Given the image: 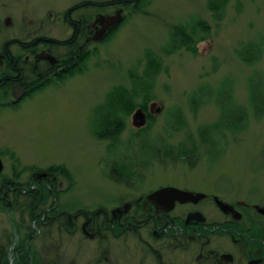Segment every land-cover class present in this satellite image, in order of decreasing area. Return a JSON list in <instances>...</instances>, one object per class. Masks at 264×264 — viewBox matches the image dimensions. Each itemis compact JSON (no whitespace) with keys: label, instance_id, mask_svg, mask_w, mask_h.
I'll return each mask as SVG.
<instances>
[{"label":"rangeland","instance_id":"obj_1","mask_svg":"<svg viewBox=\"0 0 264 264\" xmlns=\"http://www.w3.org/2000/svg\"><path fill=\"white\" fill-rule=\"evenodd\" d=\"M81 1L0 0V8L11 18L4 33L11 37L32 32L48 12L55 15ZM210 1L142 0L138 8L127 9L111 39L89 46V52L97 53L85 62L81 74L66 75L44 87L18 114L0 121V145H4L0 177L23 185L34 174L62 166L74 184L66 190L69 179L52 173L62 193L50 198L45 209L60 207V213L71 216L92 212L108 206L117 194L105 169L112 162L122 163L129 149L130 154L136 153L133 168L141 169L137 178L144 179L141 187L146 192L177 182L264 208V0H228L219 12L209 8ZM56 29L48 34L58 36ZM148 55L156 59V74L148 71ZM244 56L253 63L242 60ZM131 74L150 82L155 121L142 131L132 126V115L124 117L125 129L116 141L100 140L92 129L98 119L95 110L114 87L134 88ZM252 90L260 96L257 107L250 102ZM141 102L137 98L136 106ZM192 102L199 106L193 108ZM221 107L229 115L242 110L246 118L231 129L218 127ZM177 112L183 126L176 124L175 117L171 121ZM173 121L175 126H170ZM207 128L214 132L211 140L202 136ZM142 137L150 144L162 140L176 153L181 145L192 148L193 155H157L145 163L137 150L145 143ZM13 196H7L8 202ZM6 202H0V246L8 249L10 261L13 248L24 240L25 249L39 252L48 261L53 258L49 249L59 247L56 253L62 264H101L97 242L80 231V220L77 231L66 227L61 235L51 226L44 244L38 221L31 224V240L26 239L27 231H18V223L26 228L28 219L22 222L23 216ZM118 254L122 264L138 263L131 247L119 248Z\"/></svg>","mask_w":264,"mask_h":264},{"label":"flooded vegetation","instance_id":"obj_2","mask_svg":"<svg viewBox=\"0 0 264 264\" xmlns=\"http://www.w3.org/2000/svg\"><path fill=\"white\" fill-rule=\"evenodd\" d=\"M138 2L115 0L106 4L82 0L58 14L48 12L32 32L11 37L4 33L11 18L4 14V7L0 8V121L18 114L44 87L71 75L73 68L87 58L89 46L104 42L113 29L99 43L91 41L98 27L93 25L97 17L121 10L123 21L126 10L135 8ZM54 26L59 30L56 37L48 34ZM148 104L143 110L146 126L155 121H151L154 105ZM0 148L4 152V145ZM191 149L177 148L178 153L186 152L185 157L193 155ZM162 150L172 151L168 157L178 154L173 148ZM159 153L163 155L161 150ZM119 165L120 162H112L105 169L107 179L118 191L108 206L72 216L63 213L67 228L77 231L80 220V231L97 242L101 264H122L118 253L123 246L134 250L137 264H264V215L258 212L257 205L227 200L177 182L159 184L146 192L141 187L144 179L137 178L141 169L124 164L125 174ZM49 181L55 184L56 177L47 172L34 174L23 185L0 177V202L8 201L10 193L20 191L25 195ZM165 188L202 194L203 198L184 201L175 191L152 198ZM57 217L58 214L53 215Z\"/></svg>","mask_w":264,"mask_h":264},{"label":"trees","instance_id":"obj_3","mask_svg":"<svg viewBox=\"0 0 264 264\" xmlns=\"http://www.w3.org/2000/svg\"><path fill=\"white\" fill-rule=\"evenodd\" d=\"M142 0H139V2L137 3L136 7H139V4ZM228 0H219V1H210V9L212 8L213 11H221V9H223L226 5ZM141 5V4H140ZM135 7V9H136ZM122 26V23L116 28L113 29L111 33H109L104 41H108L109 39H111L115 33L117 32V30ZM178 32V31H177ZM184 45V44H183ZM186 45V43H185ZM187 46V45H186ZM180 46H177V48H179ZM197 50V48H196ZM97 53V52H96ZM95 52H88L87 58L85 60H83V62L80 64L79 67H74L73 68V72L71 74V77L75 74H81L82 71L84 70L85 67V62L90 59L93 55H96ZM247 54V53H246ZM243 56V55H242ZM245 57V56H244ZM152 57L148 55L147 60H148V64H149V73H153L156 74V68H157V64H156V59H151ZM244 61H246L248 64H252L253 61L249 58H244L242 59ZM131 82L133 83V87L132 89H126L124 87H114L108 94L107 97L105 99V102L98 106L95 110V115L97 116V121L95 120V123L93 124V132L94 135L100 139V140H107V141H116L119 138L120 133H122L125 129V121H124V117H128L130 115H132L134 113V111L138 108L146 111V106L147 104L152 100L153 96L151 94V84L144 79L142 77H138L135 74H131ZM68 78V77H67ZM139 84L140 87H137ZM254 93H252V98L250 100L251 104L254 107H257V103H258V98L260 96H256L255 94V90H252ZM261 95V94H260ZM263 96V95H262ZM137 98H141L142 102L141 105L136 106V99ZM263 98V97H262ZM193 103V102H192ZM196 103V102H194ZM193 103V104H194ZM204 104L205 101L201 102L200 104ZM199 104H194V107H198ZM224 108L221 107L220 111H221V117H220V122L218 123V127H220L222 125V127H227L229 129H231L232 127H235L236 124L238 123H242L243 119L246 118L244 112H242V110H238L236 115H229L226 114L225 111L223 110ZM193 111H195V109H193ZM228 112H230L229 110H227ZM226 111V112H227ZM174 118V120L176 121V124L179 126H183L185 123L182 120V118L180 117V114L177 112L176 114L173 113L172 119ZM151 121H154V119H151ZM169 123V120H168ZM173 122H170V126L173 125L175 126ZM242 126V125H241ZM213 128V127H212ZM242 128V127H240ZM210 128L204 129L205 131L203 132V137H205L206 139H212L213 138V133L211 130H209ZM217 129V128H216ZM143 131V129H142ZM217 131V130H216ZM140 141H151L148 140L144 137L141 138ZM152 142V141H151ZM113 145V144H112ZM164 143L162 142V140H159L156 138V140L154 141V143H149V142H145L144 145L138 146L137 150H139L140 153H142V157L146 158L144 161L146 163H148L149 161H151V159L153 160L154 156H164V157H168L172 155V151H166V150H162V148H164ZM182 147V145H181ZM128 148V146L126 147ZM129 150V149H128ZM128 150L126 151V154L128 156H130V158L128 157H124L126 159L123 160L122 163H120V165L118 166V168L122 171H124V169H126V165L124 164H134V162H136L135 160V155L136 153H129ZM159 150H161V152L163 153L160 154ZM157 152V153H156ZM186 154V152H185ZM152 155V156H150ZM184 155V154H182ZM180 156V155H179ZM156 158V157H154ZM122 160V159H121ZM49 175L52 173L53 174H58V175H63L64 177L68 178L69 180V187L66 190H70L74 184L73 182V178L72 176L69 174V172L62 166H55V167H50L48 168V170L46 171ZM124 173L126 174V172L124 171ZM129 173V172H128ZM65 190V192H66ZM62 192H59V190H57L56 188V184H54L53 182L49 181L48 184L45 185H41L38 189L35 190H31L29 191L27 194L22 195L20 193V191L15 192V194H13V199L8 202H6V206H8V208H13L16 212H19V215L23 216L20 220L23 222L25 221V217L28 219L29 225L24 228L23 226H21L20 222L18 223V231L20 230H25V232L27 233V235L25 236L26 239H30V237L32 236V234L34 233V231L31 228V224L35 221H38V226L39 228L42 230V234L39 235L40 239L42 240V242L44 241L45 244V240L46 238H50V230L49 228L51 226H55L56 228V232L58 235L62 234V231L65 232L66 230V225H65V217L64 214L60 213L61 208L60 207H55L53 206V208H49L48 210H46V206L48 205V202L50 201V198H52L53 196L57 199V197L61 194ZM58 212V217L52 221L51 218L54 214H56ZM37 218H47V222H42L41 220H37ZM52 222V224H51ZM47 231H49L47 233ZM48 234V236L46 235ZM31 240V239H30ZM23 242H20L19 245H17L16 247L13 248V256H14V260L11 262L10 259L8 258V249L4 248L2 246H0V264H62L59 254H57L56 252L59 250V247H57V249H49L50 253L53 255V258L51 259V261L46 260V258L44 259V257L39 253V252H33L32 250H30L29 248L25 249V246L23 245ZM47 246H49V242L46 244ZM13 246V245H11ZM45 246V245H44ZM24 248V249H23ZM42 249H44L42 247ZM55 251V252H54ZM55 255V258H54Z\"/></svg>","mask_w":264,"mask_h":264},{"label":"water","instance_id":"obj_4","mask_svg":"<svg viewBox=\"0 0 264 264\" xmlns=\"http://www.w3.org/2000/svg\"><path fill=\"white\" fill-rule=\"evenodd\" d=\"M121 14H122V11L119 10L116 12V14L111 15V16L100 15L99 17H97L93 25L94 26L98 25V27L91 41L93 42L102 41V39L107 35L108 31L116 28L122 22ZM131 124L132 126L139 128V129L143 128L146 125V115L142 109L139 108L134 111V113L131 116ZM1 170H2V163L0 160V171ZM167 191L179 192V195H180L179 197H182L184 201L203 198L202 194H192L188 192H181V191H177L172 188L161 189L157 191L156 193H154V195H152V198L156 196H160ZM257 210L260 214L264 215V208L257 207Z\"/></svg>","mask_w":264,"mask_h":264}]
</instances>
